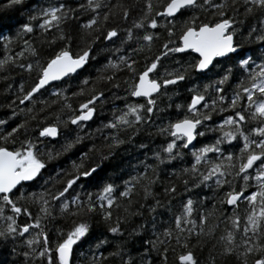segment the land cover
<instances>
[{
  "label": "snow or ice",
  "instance_id": "obj_1",
  "mask_svg": "<svg viewBox=\"0 0 264 264\" xmlns=\"http://www.w3.org/2000/svg\"><path fill=\"white\" fill-rule=\"evenodd\" d=\"M24 3L25 0H6L3 5L6 9H21L22 15L27 13V19L14 35L0 32L4 48L0 71L11 66L29 74L35 72L34 83L27 91L23 84L19 85V103L39 105L40 112L58 105L66 119L58 115V123L38 121L35 138L26 136L19 144L18 135L21 129L27 131L26 122L0 134V221L4 223L0 228V244L11 242V254L22 256L25 264H76L73 246L91 235L93 215L99 218L97 224L102 222L114 238L124 236L121 225L129 217L147 216L150 219L136 225L129 233L133 236L151 232L148 238L141 240L143 254L132 257L124 250L125 245L116 244L108 256L118 257L120 264H169L170 253L174 264H218L219 258L231 257H235L237 264H264V0H139V3L120 0L114 4L105 0H84L75 7L56 0V3L33 5L30 9L24 8ZM82 14H87V18L80 22ZM71 20L78 22L77 37L61 28ZM53 29L57 34L48 39L47 34ZM158 29L166 33V39L162 40ZM33 33L42 37L39 42L49 47L59 41V50L53 49L42 61L35 42H30ZM25 35L29 38L24 39ZM18 40L23 46L12 52L10 45ZM74 40L79 49L75 53L72 51ZM98 40L112 44L119 41L114 51L120 54L98 70L101 73L111 70V75L85 77L80 81L82 87L72 92V96H83L85 90L89 95L73 108L64 89L48 86L78 73L92 58L93 45ZM156 41H161L159 54L149 55ZM245 43L258 44L261 51L259 54L246 51ZM182 53L196 55L184 63L175 61L177 67L171 70L161 63L162 58ZM141 55L142 60L137 59ZM117 72L127 73L131 78V82L124 80L127 97L142 98L144 102L129 103L127 98L117 96L116 99H125L124 107L114 109L111 119L95 130L101 133L103 142L97 145L93 141L87 151L81 153L80 162H72L70 172L57 170L56 178L69 177L61 181V187L55 188L56 180L50 176L45 184L51 187L42 192L27 191L22 182L42 177L47 161L53 159L51 149L43 151L44 140L57 137L60 124H71L77 129L76 135L61 146L63 152L91 138L92 133L84 136L79 133L93 119L97 106L103 103L105 91L120 88L116 82ZM191 73L206 78L208 83L188 89L189 101L185 105L175 104V118L162 120L155 126L157 134L170 139L161 149L165 154L163 158L159 152L153 155L156 161L164 163L181 157L185 154L183 150H188L187 155L191 157L188 167L170 175L182 185L185 193L200 187H212L214 191L224 189L219 203L227 206V211H219L217 215L214 205L205 213L200 205L206 197L194 200L188 196L179 201V209L173 213L171 201L178 194L177 183L168 180L163 184L166 203H162L153 191V186L160 182L156 172L158 165L143 161L139 162L143 171L136 175L129 173L126 180L117 177L120 185L115 179L110 180L99 188L95 199L89 192H84L82 198L73 185L95 179L103 162L126 142L122 135L131 141L140 126L149 124L153 115L161 111L157 104L161 90L166 94L169 86L178 85ZM97 81L104 87H96ZM41 90L53 99H38V95H43ZM27 111L31 114L34 108L27 107ZM224 112L229 114L222 116L219 123L213 121V114ZM30 118L37 119L35 115ZM6 123L0 119V126ZM206 132L217 133L215 140L197 148L193 142ZM233 141L239 142L238 151L221 147ZM139 147L146 145L141 143ZM89 154L93 161L85 166L84 160ZM59 155L58 150L55 156ZM78 187L83 189V185ZM119 187L122 190L114 195ZM140 190L142 199L136 200ZM29 201L39 206L34 220L25 204ZM133 203L136 204L134 210ZM53 206L59 207L62 216L77 218L72 219L66 233L56 230L54 243L41 227V214L50 217L49 209ZM157 208H166L171 214L170 222H161L159 228L156 216L152 215ZM117 209L120 213L114 216ZM6 211L11 214L5 215ZM21 215L28 217V222L17 224L16 218ZM221 224L225 226L221 228ZM30 229L39 231L23 240L26 248L18 253L15 242ZM209 241L208 255L202 261L195 249H202ZM109 243L107 237H97L94 245L89 244L90 264H103L107 260V256L95 250Z\"/></svg>",
  "mask_w": 264,
  "mask_h": 264
},
{
  "label": "trees",
  "instance_id": "obj_2",
  "mask_svg": "<svg viewBox=\"0 0 264 264\" xmlns=\"http://www.w3.org/2000/svg\"><path fill=\"white\" fill-rule=\"evenodd\" d=\"M62 2L75 7L77 3H83L84 0H62ZM105 2L114 4L120 2V0H105ZM128 2L131 3L132 0H128ZM136 2L139 3V0H136ZM49 3H56V0H25L23 7L30 9L33 5L39 7L42 4L46 5ZM4 4H6V0H0V32H3L7 35H14L18 26L21 23L26 22L27 13L22 15L21 9H6L3 7ZM86 18L87 14H82L80 16V22H83V20ZM131 19L132 16L129 17V24ZM123 26L124 25H122V27ZM61 28L65 33H71L73 37L78 36V22L75 20L68 21L67 24L61 25ZM157 31L160 32L162 40L166 39V33H164L162 29H158ZM56 34V30L53 29L51 33L47 34V38L51 39V37ZM28 38V36H24V39ZM40 39H42V37H38L36 33H33L32 40L30 42H35V46L38 47V51L40 52V59L43 61L51 54L53 49L59 50L61 44L59 41H57L55 45L49 47L45 43H40ZM160 43L161 41H156L153 44L152 52L149 55L159 54ZM118 44L119 41H116L115 44L100 40L96 41V43L93 45L92 58L88 61L85 67L78 73L70 75V77H67L63 81L52 84L49 86V88L55 86L57 88L64 89L65 95L69 97L68 103H70L73 108H76L80 102L87 98L89 92L85 90L83 96H72V92L79 91V88L82 87L80 81L85 77L95 78L101 74H112L111 70H108L107 73H101L98 72V70L103 69L110 58L115 59L116 56L120 54L114 51ZM22 46V41L18 40L10 45V48L12 52H15L19 51ZM244 49L246 51L251 50L256 54H259L261 51L260 46L255 43H245ZM78 50L79 49L76 47V41L74 40L72 44V51L75 53ZM193 56H195V54H175L169 58H162L161 63L171 70L172 68L177 67V65L174 63L175 61L179 60L181 63H184L185 61L190 60ZM3 58L4 48L3 43L0 42V59ZM31 59L32 58L29 57L30 61ZM137 59L142 60V55L137 57ZM161 72H163V68H161ZM35 78V72L29 74L22 71L18 67L9 66L7 70L0 71V119L7 121L6 125L0 126V134H2L4 131L10 130L11 127H15L19 123L26 122L27 131L24 129L20 130L17 144H19V141L24 140L26 136L29 138H35L38 121H42L44 123H58L56 120L58 115L61 117V119H66V114L60 110L58 105H53L52 107L47 108L44 112H40L39 105L29 104L28 102H25V104L19 103L17 99V97H21L19 85L23 84L24 90L27 91L33 85ZM116 78V82L121 85L120 88H110V90L105 91L103 103L97 106L96 114L94 115L93 119L87 122L84 129L79 133L81 136H84L85 133H92L91 138H85L82 143L74 145L67 152H63L61 150V146L76 135L77 129L71 124H68L67 126L60 124L58 126L59 135L57 138H46L44 140L45 146L43 147V151L47 152L49 149H51L53 152V159L47 161L45 169L42 170V177L38 176L34 181L23 183L24 188L27 191L42 192L44 188L51 187V184H45V180H47L50 176L56 180L55 188L61 187V181L66 180L69 177L61 175V177L56 178L55 174L57 170L70 172L72 162L75 161L79 163L81 159V153L86 152L87 148L91 146L93 141H95L97 145L103 142V136L100 132H96L95 130L100 127L102 123H106L109 119H111L114 109L124 107L125 99H116L117 96L127 98V102L129 103L144 102L142 98L127 97L124 80L128 79L131 82V78L127 73L117 72ZM206 83H208L206 78L198 74L191 73L184 81L179 82L178 85L169 86L166 94H164L165 90L162 89V94L157 97V104L161 111L156 112L153 115L152 121L149 124L141 125L140 131L132 137L131 141H127V138L122 135V138L126 139V142L115 149L114 154L103 162L101 169H98L95 179L90 181L81 180L78 181L76 185H73L74 188H77V190L80 191L81 197H84V192H89L92 194L93 199H95L98 190L103 185V183L109 182L113 179L116 180L117 185H120V180L117 179V177H122L126 180L128 179L129 173L136 175L137 172L143 171V165L139 163L140 161H143L146 164L158 165L156 172L159 174L160 182L153 186V191L158 194L157 198L161 199L162 203H166V198L163 195V184H165L168 180H172L173 182L177 183L178 194L171 201V209L173 213L178 211L179 201L181 199H186L188 196H191L194 200L199 199L200 197H206V199L203 200V204L200 205L205 213L212 210L214 205L218 210L217 215H219V211H227V206H222L219 203L220 199L223 198L224 189L214 191L212 187H200L192 189V191L189 193H185L182 185L179 184L174 176L170 175L171 173L178 172L181 169L188 167V162L191 159V157L187 155L188 150H183L185 154L181 157L172 161L165 160L164 163H159L156 161L153 155L154 153L159 152L163 158L165 154L161 151V149L164 146L166 140L170 139V137L157 134L155 126L160 125L162 120L166 122L169 118H175L176 111L174 106L175 104L185 105L189 101L191 93L188 91V89L192 88L193 86L201 87ZM9 85H11V88L8 87ZM96 87L103 88L104 85L97 81ZM225 87L227 88L228 85H225ZM41 92L43 95H38V99H53V97L49 96L48 92L44 90H41ZM168 105H172V107H168ZM27 107H33V113H28ZM14 111L16 113L15 116H13ZM228 114V112L220 113L219 115L213 114L212 119L213 121L219 123L221 117ZM33 115H35L37 119H31L30 117ZM207 123L208 125H211L212 121ZM104 132L106 134L107 130H104ZM216 135L217 133L214 132H206L205 136L197 137L195 146L198 148L202 144L213 142L216 138ZM141 143L146 145V147H139ZM221 147L227 149L228 151H238L240 144L238 141H233L231 145L225 144ZM58 150L61 151V155L55 156V153ZM44 159L47 160V157L45 156ZM92 161V154H89V158L84 160V165L87 166L88 164L92 163ZM79 185H83L82 190L78 187ZM55 188H53V190H55ZM119 190H122V187H119L117 192H114V195H118ZM142 195V190H140V195L135 197V199L141 200ZM151 202V199H149L148 203ZM25 204L32 213L34 220L39 206L32 204L30 201L25 202ZM132 208L133 210L136 208L135 203H133ZM49 210L52 214L50 217H44L43 214H41V227L45 232L48 233L50 242L54 243L57 239L56 230L60 229L62 232L66 233L70 230L72 219L77 218L62 216L58 206H53ZM240 211L241 214H243V204H241ZM119 213V209L115 210L114 216ZM9 214L11 213L7 211L5 212V215ZM152 215L156 216L158 228L161 222H170L171 219V214L166 208H157L156 213H153ZM193 215L195 216V213ZM98 219L99 218L95 215L91 217V235L73 246V259L76 261V264H90L92 250H89V244L94 245L97 237H107L111 241V243L102 246L98 250L93 249L97 251L98 254L102 252L104 256L108 257L107 260L103 262V264H120V259L118 257L108 256L109 252L115 250L116 244L125 245L124 250L132 257H137L138 255L143 254L141 240L148 238L151 232H141L139 235L133 236H129V233L132 232L136 225L145 222V220L150 219V217H129L127 222L121 225L122 229L124 230V236L115 238L112 237L111 234L107 233L102 222L97 224L96 221ZM16 220L17 224H24L25 222H28V217L21 215L17 217ZM3 226V221H0V228H3ZM224 226L225 225L221 224V228ZM38 231L39 229H30L29 233H26L23 238H17L15 245L17 247L18 253L25 250L26 248L23 240L26 238H31V236L35 235V233ZM210 246L211 241L205 244L202 249H195L196 255L202 261L205 257H207ZM12 247L13 244L11 242L7 244H0V264H25L24 258L22 256L11 254ZM81 253H83V255H81ZM169 264H174L171 253L169 255ZM218 264H237V262L235 257L219 258Z\"/></svg>",
  "mask_w": 264,
  "mask_h": 264
},
{
  "label": "water",
  "instance_id": "obj_3",
  "mask_svg": "<svg viewBox=\"0 0 264 264\" xmlns=\"http://www.w3.org/2000/svg\"><path fill=\"white\" fill-rule=\"evenodd\" d=\"M195 55H196V54H195ZM84 67H85V66H84ZM84 67H83V68H84ZM83 68H82V69H83ZM82 69H79L78 72L81 71ZM75 74H76V73H75ZM70 75H74V74H70ZM66 78H67V77H65L64 79H66ZM64 79H63V80H64ZM63 80H62V81H63ZM57 82H60V81H57ZM57 82H52V84H55V83H57ZM52 84H51V85H52ZM51 85H49V86H51ZM49 86H48V87H49ZM55 138H57V137H55ZM55 138H52V139H55ZM196 141H197V139H196L193 143L195 144ZM27 182H29V181H27ZM22 183H24V182H22Z\"/></svg>",
  "mask_w": 264,
  "mask_h": 264
}]
</instances>
